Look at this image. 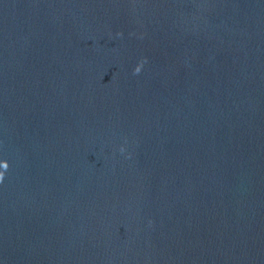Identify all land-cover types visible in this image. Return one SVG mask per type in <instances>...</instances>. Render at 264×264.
<instances>
[{
	"label": "water",
	"instance_id": "95a60500",
	"mask_svg": "<svg viewBox=\"0 0 264 264\" xmlns=\"http://www.w3.org/2000/svg\"><path fill=\"white\" fill-rule=\"evenodd\" d=\"M0 264H264V0H0Z\"/></svg>",
	"mask_w": 264,
	"mask_h": 264
}]
</instances>
